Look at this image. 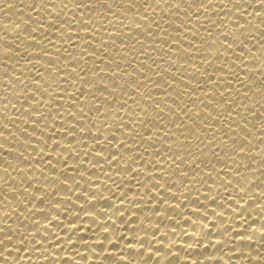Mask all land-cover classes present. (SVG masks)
<instances>
[{
    "label": "bare ground",
    "instance_id": "1",
    "mask_svg": "<svg viewBox=\"0 0 264 264\" xmlns=\"http://www.w3.org/2000/svg\"><path fill=\"white\" fill-rule=\"evenodd\" d=\"M0 264H264V4L0 0Z\"/></svg>",
    "mask_w": 264,
    "mask_h": 264
},
{
    "label": "snow or ice",
    "instance_id": "2",
    "mask_svg": "<svg viewBox=\"0 0 264 264\" xmlns=\"http://www.w3.org/2000/svg\"><path fill=\"white\" fill-rule=\"evenodd\" d=\"M261 4H264V0H260Z\"/></svg>",
    "mask_w": 264,
    "mask_h": 264
}]
</instances>
